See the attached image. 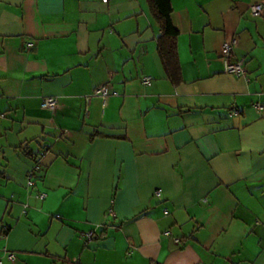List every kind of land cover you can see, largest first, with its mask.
Masks as SVG:
<instances>
[{
	"label": "crops",
	"instance_id": "1",
	"mask_svg": "<svg viewBox=\"0 0 264 264\" xmlns=\"http://www.w3.org/2000/svg\"><path fill=\"white\" fill-rule=\"evenodd\" d=\"M169 2L176 83L148 0H0L4 264H264V0Z\"/></svg>",
	"mask_w": 264,
	"mask_h": 264
},
{
	"label": "built area",
	"instance_id": "2",
	"mask_svg": "<svg viewBox=\"0 0 264 264\" xmlns=\"http://www.w3.org/2000/svg\"><path fill=\"white\" fill-rule=\"evenodd\" d=\"M107 1V0H103ZM250 12L254 15H258L264 10V4L262 3H253L249 5ZM237 44V39L232 37L230 39L225 40L220 48V59L223 63V71L226 73L233 74L235 76H245L246 69L244 66V59H232L233 48ZM141 83L143 85H148L151 82L150 76H142ZM94 94L104 98L107 95V85H101L100 87L94 90ZM57 100L54 96H45L42 98L41 106L43 108H47L49 110H54L56 106ZM256 107L261 110L262 105L257 104ZM30 183V182H29ZM155 194L160 195V191L156 190ZM42 196V195H41ZM92 231H88L84 234L86 240H90L92 237ZM166 235H169L168 232H165ZM174 241H178V239L174 238ZM5 257L8 260H13L15 258L14 253L10 251L5 252ZM0 264H4L3 260L0 258Z\"/></svg>",
	"mask_w": 264,
	"mask_h": 264
},
{
	"label": "trees",
	"instance_id": "3",
	"mask_svg": "<svg viewBox=\"0 0 264 264\" xmlns=\"http://www.w3.org/2000/svg\"><path fill=\"white\" fill-rule=\"evenodd\" d=\"M152 9L154 10L159 26L161 28V35L157 40V49L164 68L173 82L179 79V64L177 58L176 38L177 29L173 26L171 21V5L169 0H148ZM97 135V132L91 136ZM26 155L32 157L31 152L26 147H23ZM6 230L4 231V233Z\"/></svg>",
	"mask_w": 264,
	"mask_h": 264
}]
</instances>
